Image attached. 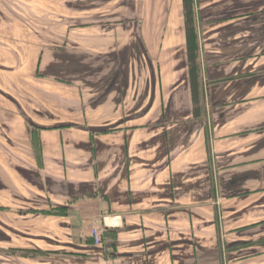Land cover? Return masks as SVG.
<instances>
[{"label": "crops", "instance_id": "obj_1", "mask_svg": "<svg viewBox=\"0 0 264 264\" xmlns=\"http://www.w3.org/2000/svg\"><path fill=\"white\" fill-rule=\"evenodd\" d=\"M198 1V117L178 19L0 37V264H264V0Z\"/></svg>", "mask_w": 264, "mask_h": 264}, {"label": "rangeland", "instance_id": "obj_2", "mask_svg": "<svg viewBox=\"0 0 264 264\" xmlns=\"http://www.w3.org/2000/svg\"><path fill=\"white\" fill-rule=\"evenodd\" d=\"M178 0H0V37L3 41H18V48L34 39L44 47L59 42L52 34L67 31L93 21L174 20L184 23L183 1ZM201 1L194 0V24L200 39L198 23L201 13L197 10ZM54 39H53V38ZM24 45V46H25ZM5 46V45H3ZM27 57L19 55L23 62ZM5 64V63H4ZM21 67V65L19 66ZM5 241V238H3Z\"/></svg>", "mask_w": 264, "mask_h": 264}, {"label": "trees", "instance_id": "obj_3", "mask_svg": "<svg viewBox=\"0 0 264 264\" xmlns=\"http://www.w3.org/2000/svg\"><path fill=\"white\" fill-rule=\"evenodd\" d=\"M183 13L185 21L186 43L188 66L193 92V102L195 104L194 114L200 116V98H199V74L200 66L198 62V36L194 24V0H182Z\"/></svg>", "mask_w": 264, "mask_h": 264}, {"label": "built area", "instance_id": "obj_4", "mask_svg": "<svg viewBox=\"0 0 264 264\" xmlns=\"http://www.w3.org/2000/svg\"><path fill=\"white\" fill-rule=\"evenodd\" d=\"M104 226H97L92 230V239L95 245H99L102 240V235L104 233Z\"/></svg>", "mask_w": 264, "mask_h": 264}]
</instances>
